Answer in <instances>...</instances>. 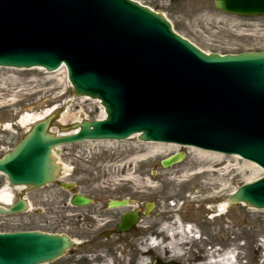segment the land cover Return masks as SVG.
<instances>
[{"label": "water", "instance_id": "95a60500", "mask_svg": "<svg viewBox=\"0 0 264 264\" xmlns=\"http://www.w3.org/2000/svg\"><path fill=\"white\" fill-rule=\"evenodd\" d=\"M138 2L0 0V67L53 72L63 65L75 96L101 99L106 112L104 119L82 121L59 134L49 131L53 117L36 122L0 158V173L11 185L52 183L58 170L52 152L63 145L135 134L141 141L237 154L264 170V50L205 53L173 32L164 14ZM213 2L216 9L239 17L264 15V0ZM183 157L177 152L161 165ZM58 173L62 178L61 169ZM89 201L81 194L70 199L79 206ZM227 202L264 209V174L229 194ZM127 203L112 200L108 205ZM25 204L19 198L9 208L0 206V215L25 211ZM137 219V211H126L119 231L127 232ZM73 243L67 234L0 233V264H46Z\"/></svg>", "mask_w": 264, "mask_h": 264}, {"label": "rangeland", "instance_id": "374dc122", "mask_svg": "<svg viewBox=\"0 0 264 264\" xmlns=\"http://www.w3.org/2000/svg\"><path fill=\"white\" fill-rule=\"evenodd\" d=\"M136 1L164 14L176 33L204 52L264 50V16L228 15L215 9L213 0ZM47 110L53 117L49 128L53 134L102 115L99 102L74 95L61 70L0 68V156L14 148L34 124L21 125L22 116ZM168 147L155 150L136 137L63 146L56 154L62 178L46 188H15L0 174V189L11 188L13 202L24 195L29 204L25 212L0 216V232L39 230L71 235L77 244L49 264H153L155 260L198 264L213 251L221 255L231 249L238 264H264V210L235 204L222 213L218 206L239 186L259 178L262 170L224 155L220 160L208 159L197 156L195 148ZM175 152H183L184 159L163 168L161 160ZM141 154H146L143 160L127 161ZM225 164L230 169L218 171ZM127 175L134 179H125ZM61 184L73 187L66 189ZM74 192L92 198L93 203L70 206L67 202ZM112 199H127L131 205L106 210L109 221L104 229V203ZM146 201L154 206L147 216L141 215L137 227L128 234L110 233L121 214L130 209L143 211ZM94 214L99 219H93ZM175 218L190 223L201 237L185 244L181 257L172 258L145 245L150 235ZM104 232L110 234L108 238Z\"/></svg>", "mask_w": 264, "mask_h": 264}, {"label": "bare ground", "instance_id": "6f19581e", "mask_svg": "<svg viewBox=\"0 0 264 264\" xmlns=\"http://www.w3.org/2000/svg\"><path fill=\"white\" fill-rule=\"evenodd\" d=\"M8 69H11V68H8ZM52 110L53 109H51L50 111H52ZM50 111L47 110L43 114H39V115H35V116H30L28 114L24 115L20 118V124L24 126V125L30 124L32 122H37V121L43 119L44 117H46L47 115H49L51 113ZM103 116H104V112L102 111V115L100 117H103ZM147 143L151 144V146L155 150H162V149H164V147L169 148L168 146H174L175 145L172 143H158V142H155V143L154 142H147ZM196 152H197V156L205 157L208 159L220 160L221 158L224 157L220 153L215 154V152L204 151V150H200V149H196ZM145 156H146V154L134 155V156L129 157L127 161L128 162L129 161L133 162L135 160L140 161V160H143ZM229 158H233V159L238 160L237 157H229ZM244 164H250V163L247 162ZM250 165L254 166V164H250ZM228 169H230V166L225 164V166L219 168L218 171H220V170L228 171ZM125 179H134V178L131 175H127L125 177ZM15 188H20V187H15ZM12 198H13V193H12L11 188L5 187V188L0 189V204L9 205L12 201ZM227 205H228V202H226V198H225V201H223V203L218 205L219 211L223 213L228 208ZM98 216L99 215L94 214V215H92V218L93 219H99ZM140 222H141V220L139 221V223ZM105 227L106 226L104 224V229H105ZM184 228H186L188 230L189 227L184 226L179 221H177V219H175L173 222L165 223L162 225L160 230L156 233L160 236L159 241L151 240L149 242V240H148L147 242H145V245H147L148 247L153 246L154 248H157L160 251V253H168L169 257H172V258L181 257L183 254L182 248L184 247V245L189 244L190 242H193L195 240V239L192 240L191 238L186 236V231L184 230ZM117 242L123 243V241H121V239H119V238L117 239ZM213 253H214V251H213ZM213 253H209L208 255L206 254L207 256L205 257V261L200 262L198 264H238L237 256H235V257L233 256L235 254V252L232 249L225 251L221 255L220 254L214 255ZM197 257L198 256L196 255L195 258H197Z\"/></svg>", "mask_w": 264, "mask_h": 264}, {"label": "flooded vegetation", "instance_id": "af4514ba", "mask_svg": "<svg viewBox=\"0 0 264 264\" xmlns=\"http://www.w3.org/2000/svg\"><path fill=\"white\" fill-rule=\"evenodd\" d=\"M75 193V192H74ZM105 199V198H104ZM91 200H92V198H91ZM93 201V200H92ZM107 202L108 201H105V203H104V224L106 225L107 224V221H109V219H108V217H107V211L106 210H108L109 208H108V205H107ZM72 207H74V206H72ZM76 207V206H75ZM142 213V211H140V214ZM97 214H100V213H97ZM116 226H117V224L115 225V227L113 228V229H111L110 230V232H118L117 230H116ZM108 235H110V234H108L107 232H104V237H107ZM108 238V237H107ZM106 238V239H107Z\"/></svg>", "mask_w": 264, "mask_h": 264}]
</instances>
